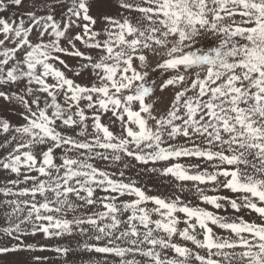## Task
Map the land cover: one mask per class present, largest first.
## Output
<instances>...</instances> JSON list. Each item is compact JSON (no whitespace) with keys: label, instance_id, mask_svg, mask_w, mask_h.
Here are the masks:
<instances>
[{"label":"snow or ice","instance_id":"obj_1","mask_svg":"<svg viewBox=\"0 0 264 264\" xmlns=\"http://www.w3.org/2000/svg\"><path fill=\"white\" fill-rule=\"evenodd\" d=\"M38 252L264 264V0H0V264Z\"/></svg>","mask_w":264,"mask_h":264},{"label":"rangeland","instance_id":"obj_2","mask_svg":"<svg viewBox=\"0 0 264 264\" xmlns=\"http://www.w3.org/2000/svg\"><path fill=\"white\" fill-rule=\"evenodd\" d=\"M161 191H164L165 193L168 191V189H161ZM225 195H231V193H224ZM191 199L193 200V203H198L197 199L195 197H191ZM201 206L203 207H208L209 210H213L215 211V209H213L211 206H208V205H203L201 204ZM231 212V210H229ZM247 218V217H246ZM44 243H55V241H51V242H48V241H42ZM35 255H40V256H47L50 258L48 264H58V257L55 253H52V252H43V253H35ZM83 260H87L88 259V256H84L82 258Z\"/></svg>","mask_w":264,"mask_h":264}]
</instances>
